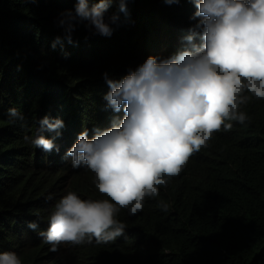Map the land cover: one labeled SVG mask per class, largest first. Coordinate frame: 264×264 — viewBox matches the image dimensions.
Returning <instances> with one entry per match:
<instances>
[{
    "label": "trees",
    "instance_id": "1",
    "mask_svg": "<svg viewBox=\"0 0 264 264\" xmlns=\"http://www.w3.org/2000/svg\"><path fill=\"white\" fill-rule=\"evenodd\" d=\"M76 3L0 0V252H17L23 264H264V99L255 97L242 106L245 124L214 133L136 215L120 210L127 227L114 241L93 237L52 251L27 227L36 220L46 229L67 191L110 199L95 187V174L72 168L65 152L84 128L91 137L124 114L106 107L103 73L119 79L149 55L176 54L195 11L190 0H126L128 16L120 12L111 36L81 24L69 42L57 20ZM118 3L111 0L109 14ZM12 108L20 114L15 122ZM45 116L65 121L55 139L59 151L25 141Z\"/></svg>",
    "mask_w": 264,
    "mask_h": 264
},
{
    "label": "clouds",
    "instance_id": "2",
    "mask_svg": "<svg viewBox=\"0 0 264 264\" xmlns=\"http://www.w3.org/2000/svg\"><path fill=\"white\" fill-rule=\"evenodd\" d=\"M168 5L180 0H165ZM195 11L183 46L172 56L149 55L119 79L106 71V107L114 116L109 127L78 133L65 152L71 167L95 174L94 184L110 199H82L67 191L53 206L48 227L36 220L27 227L56 251L63 243L114 241L127 225L118 219L142 210L146 197L159 193L178 176L189 158L209 145L213 134L243 125L250 118L242 110L253 97L264 99V0H190ZM111 0H77L59 14L64 37L83 24L92 34L111 36L128 16L126 0L111 14ZM59 40L60 37H57ZM20 114L10 109V122ZM22 118V117H20ZM65 127L62 118L45 116L34 136L25 141L45 152L59 151L56 137ZM44 130L54 132L46 137ZM51 199V197H48ZM166 208L167 205H164ZM0 264H23L15 251L0 252Z\"/></svg>",
    "mask_w": 264,
    "mask_h": 264
}]
</instances>
